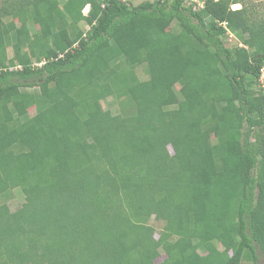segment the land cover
Returning a JSON list of instances; mask_svg holds the SVG:
<instances>
[{"label": "trees", "instance_id": "trees-1", "mask_svg": "<svg viewBox=\"0 0 264 264\" xmlns=\"http://www.w3.org/2000/svg\"><path fill=\"white\" fill-rule=\"evenodd\" d=\"M258 12L0 0V264H264Z\"/></svg>", "mask_w": 264, "mask_h": 264}, {"label": "rangeland", "instance_id": "rangeland-1", "mask_svg": "<svg viewBox=\"0 0 264 264\" xmlns=\"http://www.w3.org/2000/svg\"><path fill=\"white\" fill-rule=\"evenodd\" d=\"M61 1H64V0H61ZM132 1L136 4L140 0H132ZM253 2H255L256 5H257V7L259 8L258 17H260V15L264 14V7H263L264 0H253ZM240 7H241V4H235V5H233V8L234 9H237V8H240ZM88 9H89V7L87 6L84 9V11L87 12ZM226 42L230 46L242 45V38L240 36H238V35H236V34H234V33L231 32V33L228 34L227 39H226ZM8 52H9L10 55L13 54V51H12V48L11 47H9ZM139 75L140 76H143V75L145 76L143 69H140L139 70ZM262 79H264L263 76H262ZM262 85L264 86V83ZM178 88H179V86H176V89H178ZM35 89L36 88H34V89H24V91H26V90L33 91ZM102 104H103V107L105 109L111 110L114 114L119 113V108L117 106V102H116V100L113 97H109V98L103 100L102 101ZM30 113L31 114H34L35 113V109L32 108L30 110ZM23 201H24V197H23V195L18 190L14 191V193L10 196V198H8V204H9L11 210H13V211L14 210H17L19 207H21ZM149 224L155 226V228H156V237H158L159 236V232L162 231V228H163V225H164L163 222L158 221L155 218H151L149 220ZM164 257H165V255L162 254L159 257L158 260H163ZM242 264H253V263H250L248 261H244Z\"/></svg>", "mask_w": 264, "mask_h": 264}, {"label": "built area", "instance_id": "built-area-1", "mask_svg": "<svg viewBox=\"0 0 264 264\" xmlns=\"http://www.w3.org/2000/svg\"><path fill=\"white\" fill-rule=\"evenodd\" d=\"M263 77H264V72H263ZM263 80V82H264V79H262Z\"/></svg>", "mask_w": 264, "mask_h": 264}]
</instances>
